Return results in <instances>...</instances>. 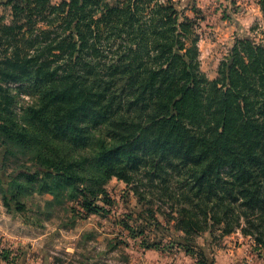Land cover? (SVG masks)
Segmentation results:
<instances>
[{
    "label": "trees",
    "instance_id": "trees-1",
    "mask_svg": "<svg viewBox=\"0 0 264 264\" xmlns=\"http://www.w3.org/2000/svg\"><path fill=\"white\" fill-rule=\"evenodd\" d=\"M104 1L0 0L12 19L0 27V146L33 163L18 177L45 180L40 191L54 198L56 188L71 189L97 214L112 176L136 179L143 166L153 190L187 202L178 211L185 234L238 230L264 250V45L238 40L209 80L195 23L179 21L175 2ZM103 46L114 49L111 68L96 62ZM93 78L102 89L95 95L80 86ZM10 83L39 98L24 123ZM98 126L101 138L90 132ZM2 202L8 212L24 209L5 195ZM0 257L15 264L9 253Z\"/></svg>",
    "mask_w": 264,
    "mask_h": 264
},
{
    "label": "rangeland",
    "instance_id": "rangeland-1",
    "mask_svg": "<svg viewBox=\"0 0 264 264\" xmlns=\"http://www.w3.org/2000/svg\"><path fill=\"white\" fill-rule=\"evenodd\" d=\"M51 1L58 5L69 0ZM168 1L178 4L180 22L184 16L195 23L192 32L198 40L200 66L209 80L217 79L220 64L238 40L250 38L264 45V17L258 0H160ZM104 2L114 4V0ZM11 21L10 13L0 8V27ZM108 34L107 31L105 37ZM186 44L189 46L190 41ZM100 49L96 62L111 68L116 59L111 52L114 49L110 46ZM103 72L95 69L94 75ZM95 79L81 84V90L92 95L101 93L100 85L93 87ZM8 88L17 96V114L22 123L26 109H41L32 87L20 89L19 84L10 83ZM43 116L36 117L42 120ZM38 125V132H49ZM95 129L96 138H101L104 129L98 126L90 128V132ZM31 158L30 154L9 157L6 148L0 146V209L7 211L3 208L4 195L12 209L15 210L16 203L24 205L19 213H11L14 219L8 223L21 229V223L24 224L19 233L28 241L38 238L47 241L56 264H215L216 255H224L227 250L235 252L239 264H264V250L238 230L223 236L217 226L199 234H185L178 226V211L184 206L189 208L187 202L164 193L161 196L153 190L148 179L140 177L149 168L140 166L136 179L133 175L129 181L112 176L104 187L105 194L95 200L99 212L88 214L83 207L87 200L71 189L56 188L54 198L52 194L41 193L45 180L38 179L29 185L19 178L20 172L33 167ZM48 183L55 189L51 181ZM77 186L83 190L87 184Z\"/></svg>",
    "mask_w": 264,
    "mask_h": 264
},
{
    "label": "crops",
    "instance_id": "crops-1",
    "mask_svg": "<svg viewBox=\"0 0 264 264\" xmlns=\"http://www.w3.org/2000/svg\"><path fill=\"white\" fill-rule=\"evenodd\" d=\"M176 5L178 6V4ZM0 210V254L3 251L9 253L12 260H14L15 264H56V261L49 253L51 246L47 241L40 238L34 239L32 241L26 240V237H22L21 234V231L24 228V224L21 223L22 229L13 227L12 223H8L12 222L11 219H14L13 214H11L12 212H4L2 209ZM6 213L11 215H8ZM8 228H12L10 230L14 233L10 232ZM235 257L236 256L234 251L227 250L226 252H224V255H216L214 263L239 264V262L235 260ZM0 264L11 263L4 261L0 257Z\"/></svg>",
    "mask_w": 264,
    "mask_h": 264
}]
</instances>
